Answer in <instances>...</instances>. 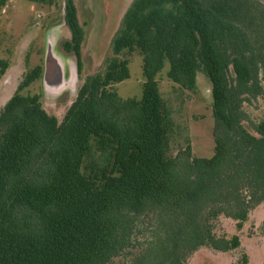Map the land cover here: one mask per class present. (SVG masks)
I'll list each match as a JSON object with an SVG mask.
<instances>
[{"label":"trees","instance_id":"trees-1","mask_svg":"<svg viewBox=\"0 0 264 264\" xmlns=\"http://www.w3.org/2000/svg\"><path fill=\"white\" fill-rule=\"evenodd\" d=\"M64 11L62 49L80 75L74 0ZM111 49L60 123L39 95L22 94L40 66L0 110V264H188L202 247L237 249L239 237H217L214 223L241 228L264 204V117L254 134L243 125L244 104L264 94V9L254 0H133ZM133 52L142 94L123 99L116 85L129 79ZM166 65L181 89L194 91L200 72L210 82V158L192 156L189 144L171 151L174 123L157 80ZM7 66L0 60V78Z\"/></svg>","mask_w":264,"mask_h":264},{"label":"rangeland","instance_id":"rangeland-1","mask_svg":"<svg viewBox=\"0 0 264 264\" xmlns=\"http://www.w3.org/2000/svg\"><path fill=\"white\" fill-rule=\"evenodd\" d=\"M132 1L74 0L84 30L80 75L76 72L75 57L62 49V43L70 40L64 22L65 0H7L0 5V60L8 65L0 78V110L24 75L40 66V78L22 94L39 95L43 109L60 123L85 77L103 70L105 60L112 56L111 41ZM254 2L264 9V0ZM126 58L130 77L117 84L116 90L123 99H139L144 82L142 57L133 52ZM167 71L168 65L157 80L174 123L171 151L183 150L189 144L192 156L210 158L214 153L210 82L200 72L196 77V89L184 90L168 79ZM262 84L264 86V80ZM244 110L248 121L243 125L254 134L252 123L264 117V94L245 103ZM263 224L264 204L249 213L241 228L236 221L219 217L214 223L215 235L228 239L237 235L240 246L226 253L202 247L188 258V264H239L243 254L247 255L248 264H264Z\"/></svg>","mask_w":264,"mask_h":264}]
</instances>
